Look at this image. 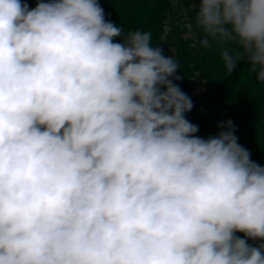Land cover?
I'll list each match as a JSON object with an SVG mask.
<instances>
[{
    "label": "clouds",
    "instance_id": "clouds-1",
    "mask_svg": "<svg viewBox=\"0 0 264 264\" xmlns=\"http://www.w3.org/2000/svg\"><path fill=\"white\" fill-rule=\"evenodd\" d=\"M194 20L264 84V0ZM178 68L98 0H0V264H264L235 235L264 241V166L231 120L195 135Z\"/></svg>",
    "mask_w": 264,
    "mask_h": 264
},
{
    "label": "trees",
    "instance_id": "trees-1",
    "mask_svg": "<svg viewBox=\"0 0 264 264\" xmlns=\"http://www.w3.org/2000/svg\"><path fill=\"white\" fill-rule=\"evenodd\" d=\"M154 1L98 0L106 20L122 27L125 33L135 30L151 32L153 45L160 47L165 56L174 57L179 66L175 75L181 79L173 82L193 103L185 118L198 126L199 131L195 135L205 139L216 136L225 130L218 125L231 120L238 143L249 150L253 161L264 166V84L256 81L243 63H238L228 75L217 45L212 42L211 47L206 48L201 43L203 34L194 20L198 0H164L167 11L150 19L146 15ZM20 2L32 9L40 0ZM136 4L145 11L141 17H138ZM177 16L184 20L176 22ZM187 25H190L191 31ZM188 32L193 35L192 38L187 36ZM113 40L122 42L120 37ZM193 76L198 82H205L204 93L193 96V88L189 85ZM235 235L246 239L251 246H257L244 233L237 232Z\"/></svg>",
    "mask_w": 264,
    "mask_h": 264
},
{
    "label": "rangeland",
    "instance_id": "rangeland-1",
    "mask_svg": "<svg viewBox=\"0 0 264 264\" xmlns=\"http://www.w3.org/2000/svg\"><path fill=\"white\" fill-rule=\"evenodd\" d=\"M136 8H137V13L138 14V17H141L142 14L145 13L144 9L139 6L138 4L135 5ZM149 7L151 8L149 11H148V14L146 15L147 17H150V19H153V15H158V14H162L163 12L167 11V6L165 5V2L164 0H155L152 4L149 5ZM171 12V10H170ZM170 17V16H169ZM168 17V18H169ZM168 18L166 20H168ZM165 20V19H164ZM184 20V18H179L178 16L176 17V22H182ZM165 26H168V25H165ZM167 29V28H165ZM200 84L202 85H205V82H200ZM264 241H261V240H254V243L258 246L259 244L263 243Z\"/></svg>",
    "mask_w": 264,
    "mask_h": 264
},
{
    "label": "built area",
    "instance_id": "built-area-1",
    "mask_svg": "<svg viewBox=\"0 0 264 264\" xmlns=\"http://www.w3.org/2000/svg\"><path fill=\"white\" fill-rule=\"evenodd\" d=\"M187 28L191 31L190 25H187ZM187 36L189 38H192L193 35L190 32H188ZM189 85L192 86V88H193V96L202 94L205 91V87H203V85L200 84V82H198V80L195 76H193V78H190Z\"/></svg>",
    "mask_w": 264,
    "mask_h": 264
}]
</instances>
